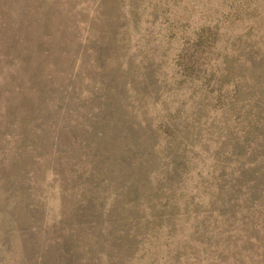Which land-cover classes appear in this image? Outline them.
I'll return each instance as SVG.
<instances>
[{
    "label": "rangeland",
    "instance_id": "rangeland-1",
    "mask_svg": "<svg viewBox=\"0 0 264 264\" xmlns=\"http://www.w3.org/2000/svg\"><path fill=\"white\" fill-rule=\"evenodd\" d=\"M106 91L150 164L129 207L71 198L37 129ZM0 264H264V0H0Z\"/></svg>",
    "mask_w": 264,
    "mask_h": 264
},
{
    "label": "trees",
    "instance_id": "trees-1",
    "mask_svg": "<svg viewBox=\"0 0 264 264\" xmlns=\"http://www.w3.org/2000/svg\"><path fill=\"white\" fill-rule=\"evenodd\" d=\"M15 45L20 46L25 41L26 37H16ZM22 50H24L22 48ZM23 54L25 53L22 51ZM26 60V57L23 59ZM10 62H13L11 60ZM63 95V94H62ZM67 95H63V98H56L55 114L52 118L45 121L46 123L37 124V129H41V134L46 138L44 140L47 142L48 148L45 154L47 166L52 170L53 175L58 179V181L63 185L65 192H67L71 198L80 199L84 203V199L91 200L99 190L100 186H106L109 190H113L116 199L127 197L128 203L127 207L132 205L134 202L138 201V182L141 177L142 171L145 169L146 173L150 164L148 162L147 150L143 149L139 141L134 143L133 135L126 130V128L118 122L116 118V108L111 99V94L106 91L104 95L99 100H90L84 103L82 106L74 110V107L67 108L64 105ZM97 102L95 106L92 103ZM17 113H22L21 115L26 117V104L24 101H20L18 106L13 109ZM79 110H82L80 112ZM83 115V118L82 116ZM78 117V118H77ZM39 117L38 120H40ZM64 119L73 122L75 119L77 128H81L85 135L75 138V142L78 143L77 150L74 155L82 156L79 161L83 164L84 168V178L81 185L73 187L72 179L76 177L77 171L75 165H70L71 170L66 173V164H69L68 157L72 149H69L68 144L59 143L61 141V136L67 131L65 127L58 129L57 124L59 121ZM75 122V121H74ZM108 124V134H107V146H112L111 151L101 152L100 151V141L103 139L99 135L98 127L101 123ZM32 129L28 132V128H25L27 133L31 134ZM120 129L119 137L117 131ZM116 133V134H115ZM89 136H93V142L88 140ZM31 137H29L30 139ZM121 140L122 142V154L121 156L115 151V145ZM30 148V141H29ZM142 150V153L139 152ZM102 154L107 156V164L101 165L99 160ZM113 158L121 163V174H115V166L113 165ZM83 160V161H82ZM146 167V168H145ZM106 176V177H104ZM143 183L145 184L144 174L142 176ZM80 186V190L78 187ZM85 204V203H84ZM78 209L72 211V213H77Z\"/></svg>",
    "mask_w": 264,
    "mask_h": 264
}]
</instances>
